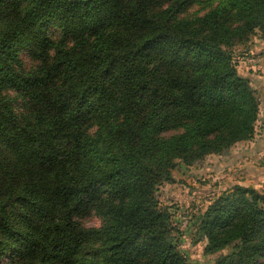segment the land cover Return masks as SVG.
<instances>
[{"label":"trees","instance_id":"16d2710c","mask_svg":"<svg viewBox=\"0 0 264 264\" xmlns=\"http://www.w3.org/2000/svg\"><path fill=\"white\" fill-rule=\"evenodd\" d=\"M263 35L264 0H0V264H189L161 189L254 138L237 55ZM193 226L215 264H264V192Z\"/></svg>","mask_w":264,"mask_h":264},{"label":"rangeland","instance_id":"374dc122","mask_svg":"<svg viewBox=\"0 0 264 264\" xmlns=\"http://www.w3.org/2000/svg\"><path fill=\"white\" fill-rule=\"evenodd\" d=\"M237 59L241 65L246 64V71L255 68L258 78L255 88L259 90L264 82V59L258 62L254 54L247 52L241 57L237 55ZM260 92L257 93L260 118L251 141L236 145L223 156H210L201 165L191 168L178 166L174 172V183L161 189V204L174 207L173 222L179 229V247L189 264H215L203 254L205 244H195V215L203 212L224 188L243 185L264 192V98ZM85 224L97 228L100 221L93 217Z\"/></svg>","mask_w":264,"mask_h":264},{"label":"crops","instance_id":"0c3cea01","mask_svg":"<svg viewBox=\"0 0 264 264\" xmlns=\"http://www.w3.org/2000/svg\"><path fill=\"white\" fill-rule=\"evenodd\" d=\"M260 38L261 39H259V38L256 39L253 42V44L250 47H248V50H249L250 53L255 51L254 58L256 60H258V62H263V59H264V35L261 36ZM242 66H243L242 69L246 71V68H247L246 64H244ZM254 70H255V68L254 69L249 68V71H253L254 72V78H255V80H257L258 79L256 77L257 73H255L256 71H254ZM263 84H264V82H263Z\"/></svg>","mask_w":264,"mask_h":264}]
</instances>
